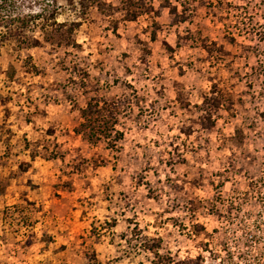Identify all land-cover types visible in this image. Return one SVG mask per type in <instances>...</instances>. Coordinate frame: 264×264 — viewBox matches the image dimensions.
I'll use <instances>...</instances> for the list:
<instances>
[{"label":"rangeland","instance_id":"1","mask_svg":"<svg viewBox=\"0 0 264 264\" xmlns=\"http://www.w3.org/2000/svg\"><path fill=\"white\" fill-rule=\"evenodd\" d=\"M53 8L75 45L0 44V264H264V0L0 17ZM90 103L116 108V148Z\"/></svg>","mask_w":264,"mask_h":264},{"label":"trees","instance_id":"2","mask_svg":"<svg viewBox=\"0 0 264 264\" xmlns=\"http://www.w3.org/2000/svg\"><path fill=\"white\" fill-rule=\"evenodd\" d=\"M59 15L58 9L53 8L52 11L44 10L42 13L31 14L25 17L1 16L0 44L14 42L19 46L39 47L41 45L40 39L32 34L40 30L42 33H48V41L58 38L59 44L67 46L75 45V32L80 23H60L58 21ZM104 104L105 107L100 108L98 103L95 105L90 103L86 110L81 111L84 120L82 127L90 133L89 138L91 141L110 134L109 132L112 130L115 133V138L109 144L114 146L113 148H116L114 144L123 140L124 133L116 130L115 126L110 127V124L114 125V122L110 121L114 120L117 115L116 108H109L107 103ZM104 111H107L111 115L110 121L103 115Z\"/></svg>","mask_w":264,"mask_h":264}]
</instances>
